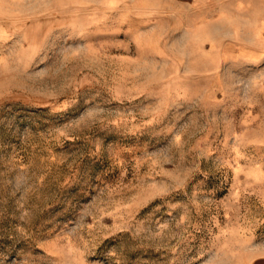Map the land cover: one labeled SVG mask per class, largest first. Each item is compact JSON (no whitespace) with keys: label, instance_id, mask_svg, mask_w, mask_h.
Returning a JSON list of instances; mask_svg holds the SVG:
<instances>
[{"label":"rangeland","instance_id":"1","mask_svg":"<svg viewBox=\"0 0 264 264\" xmlns=\"http://www.w3.org/2000/svg\"><path fill=\"white\" fill-rule=\"evenodd\" d=\"M264 257V0H0V264Z\"/></svg>","mask_w":264,"mask_h":264},{"label":"crops","instance_id":"2","mask_svg":"<svg viewBox=\"0 0 264 264\" xmlns=\"http://www.w3.org/2000/svg\"><path fill=\"white\" fill-rule=\"evenodd\" d=\"M250 264H264V257H260L258 259H255Z\"/></svg>","mask_w":264,"mask_h":264}]
</instances>
